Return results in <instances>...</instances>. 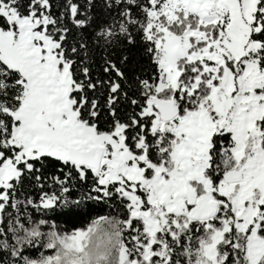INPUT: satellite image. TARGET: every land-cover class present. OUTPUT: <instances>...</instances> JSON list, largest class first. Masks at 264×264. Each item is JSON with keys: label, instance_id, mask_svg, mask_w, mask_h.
I'll use <instances>...</instances> for the list:
<instances>
[{"label": "snow or ice", "instance_id": "obj_1", "mask_svg": "<svg viewBox=\"0 0 264 264\" xmlns=\"http://www.w3.org/2000/svg\"><path fill=\"white\" fill-rule=\"evenodd\" d=\"M0 264H264V0H0Z\"/></svg>", "mask_w": 264, "mask_h": 264}]
</instances>
